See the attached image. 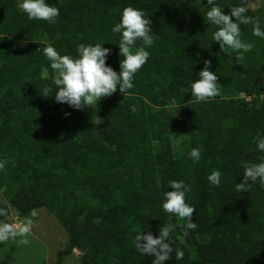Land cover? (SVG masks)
I'll list each match as a JSON object with an SVG mask.
<instances>
[{"label":"trees","instance_id":"trees-1","mask_svg":"<svg viewBox=\"0 0 264 264\" xmlns=\"http://www.w3.org/2000/svg\"><path fill=\"white\" fill-rule=\"evenodd\" d=\"M46 2L59 10L54 23L29 20L17 0H0V160L6 161L0 191L19 218L46 208L66 228L69 238L54 264L75 249L84 264H152L135 237H156L169 224L173 251L164 264H264V188L251 183L235 191L241 161L264 159L253 139L264 135V39L252 35L251 24L240 25L252 48L237 62L231 49L211 40L206 0ZM217 4L226 13L245 7L244 0ZM126 6L143 11L154 36L133 88L103 97L91 120L85 109L40 95L46 85L55 91L42 55L48 45L75 56L78 44L104 42L111 50L106 63L119 70V34L111 26ZM246 14L264 29V7ZM205 59L218 95L197 102L190 83ZM173 104L185 109L181 138L162 114ZM193 147L201 150L196 162L188 156ZM213 169L221 173L219 186L207 181ZM169 180L191 187L185 201L194 207L196 228L187 237L183 220L161 208Z\"/></svg>","mask_w":264,"mask_h":264},{"label":"clouds","instance_id":"clouds-1","mask_svg":"<svg viewBox=\"0 0 264 264\" xmlns=\"http://www.w3.org/2000/svg\"><path fill=\"white\" fill-rule=\"evenodd\" d=\"M206 2L208 7L203 14L204 21L208 25L215 26V30L210 34L211 40L218 42L222 50L226 47L231 49L235 53L237 62L243 58V53L252 48L251 43L242 41L240 25L251 24L252 35L264 39V29L255 18L246 14V7L235 6L226 13L217 4V0H206ZM17 7L29 20L54 23L59 15L58 8L48 4L46 0H17ZM111 32L119 34L116 45H118V55L122 59L119 60L118 71L106 63L111 50L102 46L104 42L78 44L75 56L60 54L53 46L48 45L43 48L42 55L48 61V67L54 72L52 85L55 91L53 92V88L46 85L41 88L40 95L53 97L56 103L67 104L73 110H83L95 108L103 97L111 96L117 90L124 95L132 89L134 76L148 59L149 52L146 49L154 42L151 22L143 11L126 6L120 12L119 21L111 26ZM196 75L198 79L190 83V90L191 96L197 102L218 95L217 76L210 70V61L205 59L203 67ZM130 107L133 112L136 111L134 105ZM69 114L65 113L66 116ZM253 139L256 150L264 153V135H258ZM200 151L199 147L189 150L188 156L193 162L200 159ZM5 163L6 161L0 160V169ZM240 167L243 169V177L235 184V191L248 190L251 183H259L260 187L264 188V159L256 163L241 161ZM207 181L211 185L219 186L221 173L215 169L211 170L207 175ZM168 189L170 190L162 193L161 208L163 212L183 220L181 234L187 237L189 230L196 228V223L192 220L194 207L185 201V196L191 191V187L183 180H169ZM0 215H3V210H0ZM171 229L170 224L160 227L156 237L150 232L137 234L134 241L137 251L153 256L152 264H164L173 251L169 238ZM29 231L28 222L20 226L0 224V242L21 237L19 243L26 244L27 240L23 237ZM183 255L180 248L175 249L176 260H182Z\"/></svg>","mask_w":264,"mask_h":264},{"label":"rangeland","instance_id":"rangeland-1","mask_svg":"<svg viewBox=\"0 0 264 264\" xmlns=\"http://www.w3.org/2000/svg\"><path fill=\"white\" fill-rule=\"evenodd\" d=\"M58 1V0H56ZM56 1L48 0L49 3ZM247 9L264 7V0H244ZM14 45H23L13 41ZM264 74V70H263ZM152 103V102H151ZM154 109L158 107L153 104ZM183 105H170L162 113L167 122L177 131V137L184 135L185 119ZM85 117L91 120L98 117L94 108H85ZM98 119V118H97ZM177 146V143H175ZM0 224H10L20 226L25 222L30 224V231L23 237L27 240L26 244L19 243L21 237L10 240L0 249V264H54L57 253L68 241V232L56 215L49 209H33L19 218L8 201L0 191ZM63 264H84L80 259V251L75 249L70 255L63 259Z\"/></svg>","mask_w":264,"mask_h":264}]
</instances>
